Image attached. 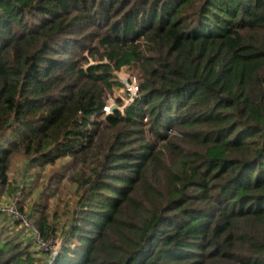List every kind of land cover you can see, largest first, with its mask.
<instances>
[{
	"label": "trees",
	"instance_id": "obj_1",
	"mask_svg": "<svg viewBox=\"0 0 264 264\" xmlns=\"http://www.w3.org/2000/svg\"><path fill=\"white\" fill-rule=\"evenodd\" d=\"M16 155L82 193L0 264H264V0H0L2 188Z\"/></svg>",
	"mask_w": 264,
	"mask_h": 264
},
{
	"label": "rangeland",
	"instance_id": "obj_2",
	"mask_svg": "<svg viewBox=\"0 0 264 264\" xmlns=\"http://www.w3.org/2000/svg\"><path fill=\"white\" fill-rule=\"evenodd\" d=\"M115 74L125 86L117 87L112 93L108 106L111 108L117 106V99H121L122 103L127 105L131 97H135V87L138 84L134 71L130 68H124ZM70 162L71 159L66 157L41 169L30 168L28 161L22 156L13 157L9 172L10 187L0 186V210L3 211L0 214V228H4L6 234L10 237L19 236L26 242H33L35 245L33 248L39 246L43 250L51 249L52 254L57 253L62 238L56 247H51L53 244H44L38 240L34 231L25 226L26 224H16L11 217L16 216L17 213L13 215V211H8V208L16 209L18 212L21 208L29 217L31 214L39 216L44 211L50 216L52 223L56 222L62 226L72 217L82 193L79 185L70 179L71 175L77 172L71 169ZM16 198L19 200L18 206L14 203ZM27 215L24 216L29 220ZM17 217L22 216L18 213ZM26 218L21 219L25 222ZM32 220L30 219L31 223ZM40 257L45 256L40 255ZM39 264L42 262L39 261Z\"/></svg>",
	"mask_w": 264,
	"mask_h": 264
},
{
	"label": "built area",
	"instance_id": "obj_3",
	"mask_svg": "<svg viewBox=\"0 0 264 264\" xmlns=\"http://www.w3.org/2000/svg\"><path fill=\"white\" fill-rule=\"evenodd\" d=\"M137 90H138V88H137V86L135 87V94H136V92H137ZM17 202H18V198H16L15 200H14V203H15V206H16V204H17ZM15 208V207H14ZM8 211H10V212H12L13 211V215H15L16 213L18 214H20L23 218H26L24 215H22L20 212H18L16 209H9L8 208ZM17 214H16V217H17ZM21 217V218H22ZM18 218V217H17ZM20 218V219H21ZM22 221H23V219H21ZM27 220V221H26ZM26 220H25V222L23 221V224L28 228V229H30V230H32V231H34V233L37 235V237H38V240H40L41 241V239H40V236H39V233H38V230H37V228L30 222V220H28L27 218H26ZM42 242V241H41ZM44 244H46L47 245V243H45V242H43ZM41 245V244H40Z\"/></svg>",
	"mask_w": 264,
	"mask_h": 264
},
{
	"label": "water",
	"instance_id": "obj_4",
	"mask_svg": "<svg viewBox=\"0 0 264 264\" xmlns=\"http://www.w3.org/2000/svg\"><path fill=\"white\" fill-rule=\"evenodd\" d=\"M113 108H116V106H114Z\"/></svg>",
	"mask_w": 264,
	"mask_h": 264
}]
</instances>
